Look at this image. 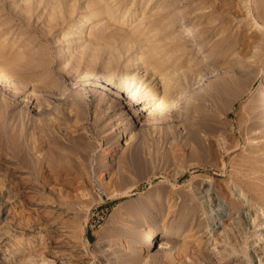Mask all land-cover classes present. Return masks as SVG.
<instances>
[{
  "label": "bare ground",
  "instance_id": "obj_1",
  "mask_svg": "<svg viewBox=\"0 0 264 264\" xmlns=\"http://www.w3.org/2000/svg\"><path fill=\"white\" fill-rule=\"evenodd\" d=\"M237 2H239L240 9L238 5L237 7L233 6L235 2H233L232 7L228 8L227 6L229 5H227L225 8L223 5L224 8L221 9L214 4H208V18L206 17L208 19V59H215L218 63L224 61L222 64L227 63V66L231 63V60H235L232 58L227 62L226 58L230 55L227 52H230L231 47L235 49L238 46L245 53L251 49L252 51L255 50L254 52L251 51L253 54H249V57L247 56L248 59L245 56L248 61H251L249 63L251 66L259 65L260 63L262 65L264 61V0H254L252 2L254 7L249 0H237ZM172 4L170 5L169 2L167 3L164 0H0V79L5 82L3 91L4 93L6 92L5 94L2 93L3 95L0 94V264H112L103 249L104 247L101 245L102 243L100 241L92 243L86 231L87 220L91 213L90 208L84 211V221L73 220L64 197L53 194V192H46L44 188L52 183L54 186H67L75 182L86 184L87 180L84 179L85 177L79 176V173L81 171L86 174L88 169L86 170L85 168L88 166L90 158L95 154L97 145L95 139L100 137V132L102 131L99 132V127L96 125L100 119L105 120L107 118V114L102 111V108L107 106V108L119 110L122 107L129 106V114L132 116L127 123L128 128H125L124 131L130 130L126 133L128 143L129 140H133L131 136L132 127L141 121L142 113L143 116H147L149 121H158L160 119L159 116L172 110H179V100L186 101L189 98L188 95L192 94V89H190L193 88L190 86L192 85V80L195 79L194 81H196L195 77L197 76L198 78V75H200V72H198L199 68L204 69V66H199L198 69L197 67L195 68V66H198L196 64L201 62L197 60H194L193 64L188 63L193 60L191 56L187 57V54L185 55V52L188 53V48L187 50L185 49L187 41L180 42V37L176 36L177 34L175 35L177 29L174 28L176 23L172 20L174 16V14L172 15V12L174 13L173 9H171ZM235 7L236 9H233ZM240 12H246L245 17H249L251 20L248 21L246 18L247 22H245V25L250 24V29L253 28L254 30L253 33H255V30L262 32L261 36L256 35V32L254 36L252 35V40L249 41L250 39L247 40L245 38L247 34L243 33L241 35V30H239L241 37L229 40L230 34L233 35L231 33L233 31L229 33L230 24L237 21L238 16L239 18H241V15L243 16L244 13L241 14ZM134 17H136L134 21L136 23L131 27L130 25L132 24H129V20ZM186 18H189L188 15ZM121 19L123 20L122 22ZM119 22H121V25L130 26L131 28L126 27L130 30L117 29L115 31L111 30V32L107 31V29L110 31V28H113L111 26L113 23ZM100 24L103 27H99L102 26ZM89 25H91L92 31L89 30L90 33L87 35L86 31L88 32V30H86V27ZM252 31L249 32L252 33ZM189 35L187 33L184 36L186 38ZM248 37H251V35H248ZM199 49L201 50V47ZM204 56L206 57L207 55ZM121 61L122 63L124 62L123 65ZM137 64L145 67L136 66ZM213 64L216 63L208 61L209 71L216 68ZM230 66L232 68V65ZM118 67H121L120 69H123V71L119 70L125 74V81H122L123 83L119 82L121 83L119 89L128 91V94H130L125 98L127 102L116 93L108 97L106 89L103 90V88L92 85L102 79L113 81L111 75L112 73H117ZM92 68L97 69V71L95 70L97 74L90 70ZM252 69L249 68V72L245 70L242 72L239 69L241 71L238 73H240L239 75L244 73L242 77L248 78ZM236 71L238 70L236 69ZM261 71L264 73V67ZM85 72L86 74L83 75ZM121 72L118 73L121 75ZM255 72L252 73L254 74ZM238 73L236 72V75ZM98 74L102 77L97 78ZM234 76L235 74H233V78ZM182 77H185L186 81ZM247 78L245 80H248ZM241 80L235 81L233 79L236 82L235 85L239 84L244 87L245 85H242L244 80ZM15 82H18L19 85L17 83L15 85ZM229 82L232 83V81ZM229 82L227 81V83ZM159 83L163 86L162 91H158L161 89ZM20 84H22V87ZM224 84H221L220 87H223ZM262 84L263 86L252 101L253 109H257L255 111L256 116L264 112V79L261 80ZM230 85L232 86V84ZM237 86H232L231 88L236 91L240 87L237 88ZM225 87L223 88L226 89ZM229 87L227 86V88ZM27 88L32 89L34 92L33 96L32 94L25 95ZM75 89L79 91L77 92ZM218 89L220 91V88ZM73 91L76 92L72 93ZM221 91L223 90L221 89ZM231 93H234L233 90ZM88 95L92 97L90 105H93L96 112L94 121L90 124V136L94 140H88L87 142V139H83L84 136L80 134L72 135L69 134L70 132L68 133L69 135L67 134L63 137L62 124L70 125V127L80 126L81 128L89 120V115L91 114H89V108H87ZM23 96L27 98V109L37 110L38 118L36 116L35 118L29 117L30 112L27 115V110L24 111L26 113L23 112V115L21 113L23 117L16 111L17 106L25 101L21 99ZM34 101L36 102L34 103ZM56 103H58L59 107L56 108L57 105H55V108H53ZM70 104H74V108L76 107L74 110H77V112L73 113L75 117L70 113L69 108L72 107V105L70 107ZM51 114H54L52 119L49 117ZM104 117L106 118L104 119ZM107 120L101 122L108 123ZM213 121L209 124L212 125ZM202 122L204 123V121ZM208 122L210 121L207 119L204 124L208 126ZM217 122L214 121V124ZM203 123L202 125L205 127ZM195 125L197 127V124ZM184 126L188 136L186 134L180 135L182 131L180 133L178 130L180 138L182 137L183 139L184 135L187 137L186 141L181 142V147L186 150V146H188L189 151L192 150L194 152L196 148L204 150L208 146V156L211 158L209 160L213 162L209 161L208 166H214L215 171L213 173L208 171V175H200L198 187L193 186L192 182H190L192 185L186 186L187 190H185L186 187H184V191H180L177 188L179 189V194L177 195L181 198L179 205L177 198H174L176 197L175 194L171 192L173 189L169 190L166 188L168 187L167 185L160 189L159 192L154 190L157 191L154 196L150 194L152 196L150 197L149 195V199H144V203L140 202V205H134L136 207L130 210H128L129 207L127 209L124 208L125 210L120 207L115 216L117 215V218L119 217L123 221H127L128 217L135 218L138 221L136 222L135 220L136 226H131L129 229L123 228V226H121V229L118 226L117 230L119 232L109 230L108 235L107 233L104 235L105 238L106 236L111 238L120 234V238L129 245L134 248L138 247L141 252H147L150 264H163L162 262L167 260L173 262L176 256L184 258L192 254H188L187 246L186 248L181 244L178 248H175L174 244L170 242L178 240L186 242L188 237H196L198 231L195 232L194 227L191 228L190 232L187 229L192 224L193 217L197 216L199 218L201 214L198 215V213H204L205 207L203 208L202 203L195 204L198 200L193 202L196 191L200 188V193H204V196L208 197V204L210 203L208 207L213 210V213L215 211L213 218L216 219L215 224L218 227L216 230L212 228L213 244L224 243L223 247H225V251H228L227 255H239L238 253L241 251L240 238L243 232H251V229L255 232L264 231V216L260 212L261 209L256 207L252 209L253 205L249 209L246 204L233 198V191L237 192V186H242L253 196L252 200H254L255 196L260 198L257 195H262L264 199V175L258 169L260 175L250 179L252 174H248L256 172V169L250 165L247 169L244 167L245 171L242 167V169H236L235 180H232V182H221V180L215 179L212 174L219 175L220 172H226L227 164L222 163L218 167V163L223 162L226 156L224 153H229V148L226 145H222L223 152L217 153L218 150L216 151L215 146L214 150L210 141H208L207 146L204 145L206 141H202L204 140L202 137L207 134V126L205 130L202 128L197 129L199 127L194 128L195 126H191L189 123H185ZM212 126L215 127V125ZM216 127V129L219 128V126ZM201 131L204 134H201ZM209 131L211 132V130ZM176 133L177 131H175ZM109 137L110 135L105 140ZM189 140H193L195 146L192 142L190 144ZM214 145L216 144L214 143ZM36 152L39 153L38 157L34 155ZM125 154L120 162L124 170L122 168V170L118 169L122 176L131 169H140L147 160L138 150L132 149L131 152L127 151ZM40 156L42 157L40 158ZM169 156L172 157L173 155ZM165 158L167 159L166 156ZM168 159L170 162L173 160V158ZM242 160H245V158ZM96 162H98L99 166L101 165L99 161ZM170 162H166V165ZM255 163V165H258L256 161ZM246 164L249 165L248 163ZM263 164H261L262 167L264 166ZM107 167H104V169ZM99 168L101 166L98 167L97 165L94 170ZM82 169L86 171H82ZM262 169L264 171V167ZM184 170L186 169L184 168ZM246 171L249 173H246ZM183 172V170L178 169L173 175L178 178ZM89 173H87V178L90 180ZM165 173L167 174L168 172L166 171ZM166 174L165 177L167 178ZM101 180L104 181L102 177ZM170 186L173 188L176 185L171 184ZM103 187L110 198L126 196L130 192L123 191V194L118 195L111 188L109 182H103ZM195 188H197L196 191ZM257 198L256 200H259ZM100 199L102 197L97 198L98 201ZM165 199H168V202L172 201L174 207L178 205L177 209L174 208L176 213L180 211L177 213V219L170 225L165 223L160 226L155 222L148 228L149 222L145 223L142 221L141 216L151 215L150 212H155V210L159 215L162 214L166 206ZM226 205H231L229 206L231 208L228 214L226 213ZM216 207H221V209H216ZM24 214H27V216L25 217ZM209 214H211V211ZM235 214H237L236 218L234 217L237 225L232 227L233 229L231 228L230 231H224L225 229H223V233H218L220 228L226 222L228 223ZM211 216L208 217V222ZM203 219L199 220L197 230L204 225L205 221ZM143 226L145 228L139 229V227ZM198 238L194 239V243L196 242L200 246L201 242L199 243L198 240L200 238ZM107 242L112 243L111 240ZM184 245L186 244L184 243ZM199 253V257L203 259L205 264H215L211 254L206 251ZM192 255L195 254L193 253ZM194 257L197 258L198 256L196 257L195 255ZM136 258L132 260L136 261ZM191 259L192 262L190 264H197V259L194 260L193 257Z\"/></svg>",
  "mask_w": 264,
  "mask_h": 264
},
{
  "label": "rangeland",
  "instance_id": "obj_2",
  "mask_svg": "<svg viewBox=\"0 0 264 264\" xmlns=\"http://www.w3.org/2000/svg\"><path fill=\"white\" fill-rule=\"evenodd\" d=\"M164 1H166L167 3L169 2L170 5L172 3H174V4H172L171 9H173V11H174V13L172 12V15L174 14V16H173L174 18L172 17V20H174V22L176 23L174 28L177 29L175 31L176 32L175 35L177 34L176 36L180 37L179 38L180 42L187 41L185 43V45H186L185 49L187 50V48H188V51H187L188 53L185 52V55L187 54V57L191 56L192 60H193V61H190L188 63L193 64L194 60H197L198 62L199 61H201V62H199V64H196L198 66L194 65L195 68L197 67V69H198L199 66L200 67L204 66L203 67L204 69L199 68V71L196 69L198 72H200L199 74L201 76L198 75V78H197V76L196 77L193 76L196 78V81H194L195 79H193L192 85H190L191 87H193V88H190V89H192V91H191L192 94L188 95L189 98L186 101L185 100H179V103H180V104H178L179 110H172V111H169L167 114L159 116L160 119L158 121L151 122V121H149L147 116H145V115L143 116V113H142L141 114V121L139 123L137 122L136 124H134V127H132L133 129L131 132V136L133 137V140H129L128 143H127L126 133H128L130 130L127 132H124V131H125V128H128L127 123L129 121V118H131V116H132L131 114H129V106L122 107L119 110H116V108H107V106L105 108H102V111L107 114L106 116H107L108 120L106 117H104V119L106 118L105 120H107L108 123L107 122L103 123V122H105V120H103V119L102 120L100 119L98 121L99 123L96 126L99 127L98 128L99 132L101 130L103 132L101 131L102 133L100 132V137L98 139H95L96 144H97L96 150L94 152L95 154L93 157L90 158V161L87 164L88 166L85 168L86 170L87 169L88 170L86 171L85 169H82V171L83 170L86 171V174H84L85 172L82 173L81 171L79 173V176H81L82 178L85 177L84 179L87 180L86 184L85 183L80 184V182L79 183L75 182L74 184L67 185V186H61V185L54 186L52 183V184L46 185L44 188L46 192H53V194L64 197L66 204L69 208V211L71 213L70 214L71 219H73V220L84 221L85 220L84 211H85V209L90 208L91 213H90L89 218L87 220L86 231L88 232V236H89L90 240L92 241V243L97 242V241H100L102 243L101 245H102V247H104L103 249L105 250V253L108 255V258L112 261V264H134V263L137 264V262H138V264H146V263L150 264L149 254L145 251L141 252V250L138 247L134 248L131 245H129L125 240H122V238H120L121 237L120 234L114 235L111 238L108 236H106V238H105L104 235H106V233L108 235V233L110 231L114 232L116 230L115 232H119L117 230L118 226L121 229H122L121 226H123V228L125 227L126 229L127 228L129 229L131 226H136L135 220H136V222H138V221L135 218L130 217L131 218L130 219L128 217L127 221H123L122 219L120 220L119 217L117 218V215L115 216L117 211L120 210V207H123V210H125V209H127V207H129L128 210H130V209L136 207L137 205H140V202L144 203L145 200L149 199L150 194H153V196H154L157 191L159 192L160 189H162L163 187H166L167 185H168V187H166V188H168L169 190L173 189L171 192L173 194H175L176 197H174V198H177V203L179 205V203L181 202L180 201L181 198H179V195H177V194H179V191H178L179 189H180V191L181 190L184 191V189H185L184 187H186L188 185H192V184L195 187L197 185L199 186V181H200L198 179L199 177H201L202 175H208V171H209V173H213L215 171V169L213 168L214 166H212V167L208 166L209 161L211 163H213L212 160H209L211 158L208 156V149H207L208 148V146H207L208 141L211 142V144L213 145L212 147H214V146L216 147V151L218 150L217 153L223 152L222 148H221L222 145L223 146L226 145L227 148H229L228 151L230 150L229 153L227 152L228 155H227V153H224L226 156L223 159V162L218 163V167L220 165H222V163L227 164L226 172H224V173L220 172L219 175L212 174V176H214L215 179H218L219 181L221 180V182L222 181H224V182L225 181H231L232 182V180H235L234 174H235L236 169H240L242 167L243 170L245 171L247 169V167L250 165H251V167L253 166L256 169V172H254V173H249L246 171V173H249L248 175L252 174V175H250L252 177L249 176L250 179L254 178V176L260 175V172L264 175V173H263L264 171L262 169L264 166L263 167L261 166V164L264 163V112L261 113L260 115L256 116L255 111H257V109L254 110L253 105H252L253 99L257 96L259 90L263 86V84L261 85V80L264 79V73L261 71V69L264 67L263 66L264 61H263L262 65H261V63L259 64L260 66L259 65L251 66V64H249L251 61H248L247 59L251 54H253V53H251L252 49L248 50V52H247L248 54H247V53H245V51L240 50L238 46L235 49H234V47H231V50H229L230 52H227V53H230V55L226 58V60H228L227 62H229L232 58H233V60L235 59L234 61L231 60L230 61L231 63L230 64L228 63L229 65H227V66H226L227 63L222 64V63H224V61L221 63L220 62L218 63V62H216L215 59H212V58L208 59V24H207L208 23V21H207L208 20L207 19L208 18V6H209L208 4H214L216 7L221 9V8H224V6L226 8L227 5H229V6H227L228 8L232 7L233 2H235L233 6L237 7L239 2H237V0H234V1L233 0H227L228 2L225 0H223V1L222 0L221 1L220 0H213V1L209 0L210 3L208 0H164ZM212 2H214V3H212ZM249 2L252 5L253 4L252 2H254V0H252V1L249 0ZM217 4H219V5H217ZM219 6H221V7H219ZM252 6L254 7V4ZM236 7L233 9H236ZM239 9H240V6H239ZM241 9L243 10L242 7H241ZM182 12H184V13L182 14ZM240 13L243 14L244 12H240ZM245 13L243 14V16L240 14L241 18H239V16H238L237 21H234L232 24H230L229 33L231 31H233V32H231V33H233V35L230 34L229 40L238 39V37H241V35L243 33L247 34V35H245V38L247 40L250 39L249 41L252 40V35L254 36V34L256 32H257L256 35L261 36L260 34H262V32L255 30V33H253L254 32L253 28L250 29L251 25L250 24H247V26L245 25V22H247V19H248V21H251L249 17H245V15H246ZM187 15L189 18H186ZM135 19H136V17L130 18L129 24H132V25H130L131 27L135 25V23H136V22H134ZM243 19H244V21H243ZM122 21L123 20L121 19V22ZM185 21H187V22H185ZM121 22L116 23V24L113 23L111 25L113 28H110V31H109V29H107V31L111 32V30L115 31L117 29L118 30L119 29L120 30L125 29L124 31L130 30V29H127V28H131L130 26L128 27L126 24H124L125 26L121 25ZM243 22H244V25H243ZM203 24H204V26H203ZM100 25H102V24H100ZM248 25H249V27H248ZM244 26H246V27H244ZM99 27H103V25L99 26ZM206 28H207V30H206ZM186 29H188L190 31H188ZM242 29H244L245 31L247 30V32H245ZM86 30H88V32ZM86 30H85L86 34L88 35L90 33V31H92L91 25L87 26ZM239 30H241V33H240L241 35L239 34V32H240ZM18 31H19V29H18ZM249 31L250 32L252 31L253 34L250 33ZM187 33H189L190 35L188 37L186 36V38H185L184 35ZM248 35L249 36L251 35V37H248ZM181 38H183V39H181ZM187 38H189V39H187ZM214 40H215V38H214ZM200 47H201V50L199 49ZM202 48H204V49L202 50ZM233 49L236 51L235 53H234ZM254 49H256V48H254ZM241 51H242V53H241ZM254 51H252V52H254ZM204 55H207V56L205 57ZM241 55H244V56L241 57ZM245 56L246 57L248 56L247 59L245 58ZM236 58H238V59H236ZM240 60H242V61L238 62ZM245 60H247V61H245ZM122 61H123V59H122ZM122 61H121V63H122ZM208 61L211 63H216V64H213V65H215L214 67H216L214 70H210V71L208 70ZM246 62H248V63H246ZM123 63H122V65H123ZM239 63H240V65H239ZM230 65H232V68ZM136 66H140V67L142 66L143 68L145 67L144 65H140V64H137ZM233 66L235 67V69ZM249 66H251V67H249ZM253 67H254V69H252ZM120 68L121 67L117 68V70H118L117 73H112L111 76L114 78V79L112 78L113 81H107V79H102L100 81H96L92 85H94L98 88H101V89L103 88V90L106 89L107 93H108V97H111L110 96L111 94L116 93V94H119V96H121L125 102H127L125 100V98H127L130 94H128V91H125L123 89H119L120 88L119 85H121V83H123L122 81H125L124 80L125 74H123L124 72L122 73L120 71V70L123 71V69H120ZM238 68L241 69L242 72H244L243 70L248 71L249 68L252 69V72H255V71H257V72H255L253 74L250 71V73H251L250 76L248 78L247 77L243 78L242 75L244 73L239 75L240 73H238V72H240L241 70H239ZM236 69L238 71H236ZM90 70H92L94 72H95V70L97 71L96 68L95 69L92 68ZM118 72H121L122 73L121 75H123V76H121L120 73H118ZM236 72L238 73L240 78L238 75H236ZM95 73L97 74V72H95ZM95 73H94V75H95ZM84 74H86V72L83 73V75ZM100 74H98L99 76H97V78H99L102 75V74L101 75ZM233 74H235L236 77L234 76V78H233ZM83 75L81 74L82 77H83ZM120 76H121V78L123 77V79L119 78ZM230 76L232 77V79ZM237 76H238V78H237ZM182 78L186 81L185 77H182ZM227 78L228 79L230 78V80H228ZM245 78H247L249 81L245 80ZM250 78L252 79L251 82H250ZM233 79L235 81L236 80L239 81L240 79L244 80V81L241 80L243 82V84L242 83L241 84L243 86L244 85L245 86L242 87L239 84L235 85L236 82H234ZM227 81L228 82L232 81V83L231 82L227 83ZM110 82H112V83H110ZM119 82H121V83H119ZM225 82L227 85L224 84ZM233 82H234V85H233ZM16 83L18 84V82H15V85H17ZM160 83L162 84L161 81H160ZM160 83H159V86H161L160 87L161 89L158 91H162V89H163V86L160 85ZM220 83L224 84L223 87L226 86L225 87L226 89H224L223 87H220L221 86ZM230 84H232V86L238 85L237 88L240 86L239 88L240 89L244 88L243 89L244 91L240 90L239 88L238 89L236 88L237 89L236 90L237 92H236V91H234V88H231L232 86ZM4 85H5V82L0 79V94L1 95L6 93V92L4 93V91H3ZM20 85L22 87V84H20ZM227 86L228 87L231 86V87H229L231 89L227 88ZM218 88H220V91H221V89L223 91L224 90H226V91L228 90V91L227 92L221 91L222 92L221 93L220 91H218L219 90ZM26 90H27V93L24 92L26 96H27V94H32V96L34 95V92L32 91L31 88H27ZM232 90L234 93H231ZM238 90H240L241 92ZM76 91L78 92L79 90H76ZM76 91H73L72 93H75ZM229 91H231V92H229ZM67 92H69V91H67ZM238 92H240V93H238ZM21 99L25 100V101L20 103V105L17 106V108H16V111L20 114V116H21V113L23 115V112L27 110L26 111L27 115L30 112L29 117L35 118V116H36L38 118L39 114H38L37 110H35V109L34 110L29 109L28 110L27 109V107H26L27 98L23 96V97H21ZM91 99H92V97H90L88 95L87 96V102H88L87 108H89L88 112H89V114H91V115H89V120L86 121L84 126L81 128H80V126L79 127L78 126H72L73 127L72 128V127H70V125L68 126L66 124H64V125L62 124L61 127H63L62 128L63 129L62 130L63 137L70 132L69 134H72V135H79L80 134L81 136H84L83 139H87V142H88V140H94L93 137L90 136L91 135V132H90L91 125L90 124L94 121L96 112L93 108V105L92 106L90 105L92 102ZM35 102L36 101H34V103ZM152 102H154V101H152ZM57 104L58 103L54 104L53 108H55V105H57ZM71 105L72 104H70V107H71ZM153 106H155V105H153ZM58 107H59V105L56 106V108H58ZM75 108H74V104L72 105L71 108H69L70 113L73 116L75 115L73 113L77 112V110H74ZM26 112H24V113H26ZM144 114H146V113H144ZM211 114H212V116H211ZM53 115L54 114H51V115H49V117H51V119H52V118H54ZM207 116L208 117L210 116V117L208 118ZM21 117H23V116H21ZM211 117L216 122L218 120L219 123L217 122L216 123L217 125L214 124V121L212 120ZM200 119H202V120L200 121ZM207 119L210 121V122H208V126H210V127H208L207 125L204 124ZM139 120H140V118H139ZM101 121H103V122H101ZM202 121H204V123ZM212 121H213L212 125H215V127L212 126L211 124H209ZM200 122H201V124H200ZM182 123H183V125H182ZM185 123H189V124H191V126L194 125L195 126L194 128L199 127L197 129L202 128L204 130H205V127L207 126V128H206V129H208V131L206 130L207 134H205V137L204 136L202 137L204 139L202 141H204V142L206 141V143H204V145L207 146L206 149L204 148V150H203V149H199V148L195 147L196 149L195 150L193 149L194 152H192V150H190L191 151L190 152L188 146H186V150L181 147V142L183 143L184 141L187 140V137H185L187 135V133H186L187 130L184 129ZM202 123L205 125V127L202 125ZM104 124H105V126L107 124V126L105 127ZM195 124H197V127ZM199 125H201V126H199ZM216 126H219V128L221 127V129L220 130H219V128L216 129L217 128ZM211 127H212V129H211ZM100 128H102V129H100ZM174 128H175V130H174ZM178 130L180 131V133L182 131V133L180 135L186 134L183 136V139H182V137L180 138ZM209 130H211V132ZM175 131H177V133H176L177 135L175 134ZM212 132H213V134H212ZM76 133H78V134H76ZM167 133L170 135L168 136ZM200 133L204 134V132H202V131ZM108 135H110V137L107 138V140H105ZM167 136H168V138H167ZM191 142L195 146L194 141L189 140L190 144H192ZM214 143L216 145H214ZM179 147L181 148V150ZM215 147H214V150H215ZM132 149L135 151L138 150L144 157H146L147 160L145 161V163H143V167H141L140 169H134V170L131 169L130 171L126 172L127 174H124L122 176L119 173L120 172L119 170L121 168L123 169V165H122V163H120L121 159L124 157L125 152L126 153H127V151L131 152ZM201 150H203V151H201ZM220 150H221V152H219ZM176 154H178V155H176ZM181 154H182V156H181ZM34 155H35V157H38L39 153L36 152ZM164 155L167 157V159L165 158ZM169 155H173V156L171 157ZM41 157L42 156H40V158ZM97 158H98V160H96ZM168 158H170V159L173 158V160L170 162V160ZM244 158L246 161H250V162H246L245 160H242ZM164 159L166 160V162L169 161L170 163L168 165H166V162L164 163V161H165ZM150 160H152V161H150ZM96 161H99V163H101V165H100L101 168L98 169L99 171L96 169L94 170V168H96L97 165H98V167H100L99 164H97L98 162H96ZM244 161H245V163H244ZM255 161L257 162L258 165H255L256 164ZM251 162H253L254 164L253 163L249 164ZM240 163H241V166H240ZM246 163H248L249 165H247ZM259 163H260V166H259ZM242 165H245V166H242ZM167 166H168V168H166ZM104 167H107V168L104 169ZM182 167H183V169H182ZM258 167H260V168H258ZM184 168L186 170H184ZM106 169H108V170H106ZM178 169L183 170L184 172L178 178H175L173 174H175L178 171ZM258 169L260 172L258 171ZM164 170H165V172L166 171L168 172L167 174L165 172L164 173L167 175V178H170V179H167L165 177V174L163 173ZM87 173H89L90 180H89V178H87L88 177ZM101 177L104 179V181L101 180ZM175 180H176V182H175ZM254 180L257 181L256 179H254ZM103 182H109L111 188L114 190V192L118 193V195L123 194L122 193L123 191L124 192L130 191V192L126 196L110 198V197H108V195L104 191ZM190 182H192V184ZM171 184H175L176 188L175 187L172 188V186H170ZM151 188H153V189H151ZM177 188H179V189H177ZM244 188L245 187L237 186L236 190L238 193L234 190L233 191V198H235V200L238 199L240 202H243L244 204H246V206L249 207V209H251V205H253L252 209L254 207L260 208L261 209L260 212L264 216V208H263L264 207V199H263L262 195L261 196L257 195L260 198H257L255 196L254 197L255 201H254V200H252L253 196H251V194L249 192H247L246 188L245 189ZM174 189H176V190H174ZM196 189L197 188H195V191H196ZM200 189H198L196 191V194L194 196L195 198L193 199V202H196V200H198L199 202L197 201L195 204L202 203L201 205H203V208L205 207L204 213L202 214V212L199 211L200 213H198V215L201 214L203 216L201 217V215H200L199 218L197 216L193 217V219H195V220L192 219V221H191L192 224L190 225L191 227L189 226L190 229L188 228L187 230L190 232L191 228L194 227V231L195 232L198 231L196 234V237L200 238V240H198V241H199V243L201 242V245L199 246L196 242L194 243V241H195L194 239L196 238L195 236H194L195 238L194 237H188V239L186 241L188 244L184 240H183V242H182V240H178L176 242H174V241L170 242L171 244H174L175 248H178L181 244L183 247L187 246L188 248L187 247L186 248H187V251L189 252V253L188 252L187 253L188 254L194 253L196 255V257L197 256L198 257L195 258L194 257L195 255H192V254H191L192 256L187 255L184 258H178V256H176V258L173 262H171V261L169 262L167 260V261H163L162 263L163 264H183V263L184 264H190L192 262L191 257H193L194 260L197 259V264H205L203 259H201L199 257V254H200L199 252L202 253V251L203 252L206 251L207 253L211 254L213 262L215 264H264V231L263 232H261V231L255 232V231H252L253 229H251L250 230L251 232H243V234L240 238L241 251H239V253H238L239 255H237V256L227 255L228 251H225V249H224L225 247H223L224 243L223 244L222 243H217V244L214 243L213 244L214 241L212 239V237H213L212 228H214V230H216L218 227L215 224L216 219L213 218L215 211L213 213L212 212L213 210L210 207H208V205H210V203L208 204V197L204 196V193H200V191H201ZM234 189H235V187H234ZM154 190H157V191H154ZM185 190H187V187ZM238 194H240V195H238ZM151 196L152 195H150V197ZM100 197H102V199H100L98 201L97 198L99 199ZM198 197H199V199H198ZM256 198L259 200H256ZM168 203H170V204H168ZM165 204H166V206H165L166 211L164 210L165 211V212L163 211L164 213L162 212V214L159 215V213L156 212V210H155V212H153V211L150 212L151 215L149 214V215L141 216L142 221H144L145 223H147V221L149 222L148 223L149 226H147L148 228L151 225H153L155 222H157L158 225L163 226V224H165V223H167L168 225L173 224L175 219H177V213L180 211H178L176 213V211H174V208L177 209L178 205L176 207H174L173 202L172 201L168 202V199L167 200L165 199ZM134 205H136V206H134ZM262 205H263V207H262ZM229 206H231V205L225 206L227 214L230 212L231 207H229ZM218 208L219 207H216V209H218ZM208 209H209V211H208ZM219 209H221V207ZM210 211H211L212 216H211V214H209ZM208 214H209V216H211L209 218V222H208V217H209ZM24 215H25V217L27 216V214H24ZM151 216L152 217L154 216V217L152 218ZM236 216H237V214H235L228 221V223L226 222L222 226V228H220V230H219L220 232H218V233H221V232L223 233V229H225L224 231H226V230L230 231L232 227H235V225H237L235 222ZM200 218L201 219L204 218L203 220L205 221V223L199 230H197V224H199V220L201 221ZM132 219H133V222H132ZM154 219H155V221H154ZM197 219H198V221H197ZM127 223H128V225H127L128 227L126 226ZM143 228H145V226L139 227V229H143ZM188 231H186V232H188ZM209 232L210 233L212 232L211 236H210ZM191 238H193V239H191ZM106 239L111 240V242L113 240L114 241L112 243H108L107 242L108 240H106ZM241 239H242V241H241ZM184 243L186 245H184ZM154 251H155V249H154ZM133 258H136L137 260H138V258H140V259L138 261L137 260L133 261L132 260ZM132 262H134V263H132Z\"/></svg>",
  "mask_w": 264,
  "mask_h": 264
}]
</instances>
